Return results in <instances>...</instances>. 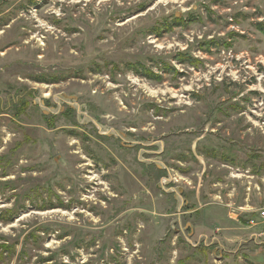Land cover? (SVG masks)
<instances>
[{
  "label": "rangeland",
  "instance_id": "1",
  "mask_svg": "<svg viewBox=\"0 0 264 264\" xmlns=\"http://www.w3.org/2000/svg\"><path fill=\"white\" fill-rule=\"evenodd\" d=\"M262 207L264 0H0V264H264Z\"/></svg>",
  "mask_w": 264,
  "mask_h": 264
},
{
  "label": "trees",
  "instance_id": "2",
  "mask_svg": "<svg viewBox=\"0 0 264 264\" xmlns=\"http://www.w3.org/2000/svg\"><path fill=\"white\" fill-rule=\"evenodd\" d=\"M181 61H184V60L182 59ZM185 61H187V60H185ZM187 62H189V61H187ZM189 63H192V62L190 61ZM130 67H132L131 69H134L133 68L134 66L130 65ZM141 67H143V66H141ZM140 73H142L144 75H148V77H153V78L155 77V78H158L159 79V76H156V75L152 74L151 72H149L147 70H144V68L141 69ZM43 207H46V206H43ZM6 213H8V214L10 213V214L8 216H5L3 218V221L4 222H9L12 219L13 214L11 212H6Z\"/></svg>",
  "mask_w": 264,
  "mask_h": 264
},
{
  "label": "built area",
  "instance_id": "3",
  "mask_svg": "<svg viewBox=\"0 0 264 264\" xmlns=\"http://www.w3.org/2000/svg\"><path fill=\"white\" fill-rule=\"evenodd\" d=\"M257 214H256V218L260 219V221L262 220L264 222V207L257 209L256 210ZM249 224H254V220H249L248 221ZM258 236L262 235V234H257Z\"/></svg>",
  "mask_w": 264,
  "mask_h": 264
},
{
  "label": "bare ground",
  "instance_id": "4",
  "mask_svg": "<svg viewBox=\"0 0 264 264\" xmlns=\"http://www.w3.org/2000/svg\"><path fill=\"white\" fill-rule=\"evenodd\" d=\"M154 93H156V92H154Z\"/></svg>",
  "mask_w": 264,
  "mask_h": 264
}]
</instances>
